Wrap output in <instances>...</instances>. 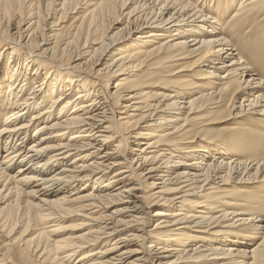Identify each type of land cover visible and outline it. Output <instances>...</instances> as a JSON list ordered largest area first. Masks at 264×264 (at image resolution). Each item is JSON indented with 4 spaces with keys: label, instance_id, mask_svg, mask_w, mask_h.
Instances as JSON below:
<instances>
[{
    "label": "bare ground",
    "instance_id": "6f19581e",
    "mask_svg": "<svg viewBox=\"0 0 264 264\" xmlns=\"http://www.w3.org/2000/svg\"><path fill=\"white\" fill-rule=\"evenodd\" d=\"M263 67L264 0H0V264H264Z\"/></svg>",
    "mask_w": 264,
    "mask_h": 264
},
{
    "label": "rangeland",
    "instance_id": "374dc122",
    "mask_svg": "<svg viewBox=\"0 0 264 264\" xmlns=\"http://www.w3.org/2000/svg\"><path fill=\"white\" fill-rule=\"evenodd\" d=\"M75 3H70L66 6V14L64 16V22L62 23V26L64 27L63 30H65L66 32V36H70L72 30L74 29V27L76 25H78L80 23V21L82 20V15L81 14H71L70 12L72 11L73 7H74ZM116 9L114 11V13H108L107 16L105 17V23L103 25V33L105 36H110L114 33L119 34H127L130 30H129V26L125 27V23L126 20L128 19V13L130 12V10H132V3H128V5L126 6V8L123 10V7H121L120 9V3L117 2L116 3ZM22 12L25 11H21L20 14ZM74 15H76V17H73ZM18 18V16H16ZM231 18V15L227 17L226 22ZM225 22V23H226ZM45 29V28H44ZM121 29V31H120ZM248 30V27L246 29H244L242 31V33H244L245 31ZM45 32V31H44ZM240 36V35H239ZM237 53H239L237 51ZM257 56V55H255ZM260 70L262 69L261 66H255L254 70ZM169 73H173L174 70L168 69ZM263 71H264V67H263ZM263 73V72H262ZM227 113V112H226ZM225 113V114H226ZM2 117V114H1ZM4 119V118H3ZM212 133H210L211 135H214L216 137L218 136H222V134L227 132V129L230 125L229 122L226 121V117L225 115H220L217 116L216 119L214 120V122H212ZM105 123H102L100 126H103ZM255 127L258 128V131L260 133L264 134V127H258L257 123L253 124ZM224 137V136H223ZM221 138V137H218ZM261 145H264V139H262V141L260 142V145H255L252 146L251 149H256L259 153L261 152L262 154H264V148L261 147ZM233 181L231 182L230 187L227 188V190H224V193H222L221 195L226 196V197H230V195L232 196V192H237V194L233 195L232 197H243L240 196V192L238 190L237 186H232ZM250 189H247L245 187V189L241 188V191H249ZM256 192V190H252V193L254 194ZM257 193H259L257 191ZM252 208H258L259 210L264 212V202L263 203H252L251 205ZM152 227V224H151ZM32 230L26 234L25 238L28 237H33L34 234L36 233V227L35 225L32 226ZM22 230L23 228H17V231L15 232V234H13L15 237H19V239H22L23 236L22 235ZM30 261H32V258H29ZM35 263V262H34ZM32 264V263H30ZM38 264V263H37Z\"/></svg>",
    "mask_w": 264,
    "mask_h": 264
}]
</instances>
